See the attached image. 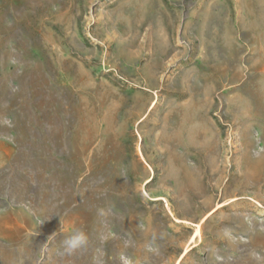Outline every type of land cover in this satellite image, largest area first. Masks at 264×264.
I'll use <instances>...</instances> for the list:
<instances>
[{
	"label": "rangeland",
	"instance_id": "rangeland-1",
	"mask_svg": "<svg viewBox=\"0 0 264 264\" xmlns=\"http://www.w3.org/2000/svg\"><path fill=\"white\" fill-rule=\"evenodd\" d=\"M3 141L0 264H264V0H0Z\"/></svg>",
	"mask_w": 264,
	"mask_h": 264
},
{
	"label": "crops",
	"instance_id": "crops-1",
	"mask_svg": "<svg viewBox=\"0 0 264 264\" xmlns=\"http://www.w3.org/2000/svg\"><path fill=\"white\" fill-rule=\"evenodd\" d=\"M6 125V124H5ZM7 127V125H6ZM17 145L14 143H10L7 141H3L0 143V168H6L8 163L12 161V159L15 157ZM30 183V182H29ZM29 187V184L28 186ZM7 193L5 195L1 196L6 197ZM29 201V200H28ZM23 203V210L20 211V214L23 212H27V210H31L32 203L29 204ZM23 215V214H22ZM38 226V224H36ZM30 228V224L25 221V219H11L7 214L4 216H0V236H7L8 231L11 230H17V229H28Z\"/></svg>",
	"mask_w": 264,
	"mask_h": 264
},
{
	"label": "clouds",
	"instance_id": "clouds-1",
	"mask_svg": "<svg viewBox=\"0 0 264 264\" xmlns=\"http://www.w3.org/2000/svg\"><path fill=\"white\" fill-rule=\"evenodd\" d=\"M4 123L9 127L12 126V122L8 119H6ZM86 243H87V236L82 231L75 230L73 234L64 241L65 251L71 254L75 250L86 245ZM120 259L122 261V264H131V262L124 256H121Z\"/></svg>",
	"mask_w": 264,
	"mask_h": 264
},
{
	"label": "bare ground",
	"instance_id": "bare-ground-1",
	"mask_svg": "<svg viewBox=\"0 0 264 264\" xmlns=\"http://www.w3.org/2000/svg\"><path fill=\"white\" fill-rule=\"evenodd\" d=\"M147 182H149V181H147ZM222 206H218L216 209H219V208H221ZM209 215L210 214H207L205 217H204V221L209 217ZM173 219V221H174V223H180V224H182V223H188V222H183V221H181V220H178V219H176L175 217H173L172 218ZM199 230H200V228L198 227V229L195 231V235L191 238V240H190V244H189V246L190 245H192L193 243H194V241H195V238L198 236V234H199ZM183 257V256H182Z\"/></svg>",
	"mask_w": 264,
	"mask_h": 264
}]
</instances>
